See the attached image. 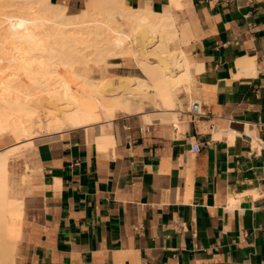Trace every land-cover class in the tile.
I'll return each mask as SVG.
<instances>
[{"label": "crops", "instance_id": "obj_1", "mask_svg": "<svg viewBox=\"0 0 264 264\" xmlns=\"http://www.w3.org/2000/svg\"><path fill=\"white\" fill-rule=\"evenodd\" d=\"M124 1L159 10L168 0ZM181 3L193 36L178 46L204 115L184 100L169 122L112 128L127 117L116 115L103 147L99 128L79 127L17 150L13 264H264V0ZM16 143L3 136L0 151Z\"/></svg>", "mask_w": 264, "mask_h": 264}, {"label": "bare ground", "instance_id": "obj_2", "mask_svg": "<svg viewBox=\"0 0 264 264\" xmlns=\"http://www.w3.org/2000/svg\"><path fill=\"white\" fill-rule=\"evenodd\" d=\"M85 1L71 14L52 0H0V138L17 142L0 151V264L14 263L20 233L22 199L7 180L20 146L33 145L35 134L97 127L103 147L117 113L169 122L179 93L189 92L191 65L178 46L189 30L173 13L181 0L159 10ZM117 58L132 60L142 75H104Z\"/></svg>", "mask_w": 264, "mask_h": 264}, {"label": "rangeland", "instance_id": "obj_3", "mask_svg": "<svg viewBox=\"0 0 264 264\" xmlns=\"http://www.w3.org/2000/svg\"><path fill=\"white\" fill-rule=\"evenodd\" d=\"M53 1V0H52ZM53 2H57V3H60V4H63V5H66L67 6V12L68 13H78V12H81V10L84 8V6L86 5V1L85 0H82L81 1V4L78 6V7H75V8H68V5H67V2L66 1H63V0H56V1H53ZM182 6V3L178 4L177 7H174V11L173 13L176 15L177 17V22L178 24H183L184 22L187 23V26H188V29L190 30V32L192 33V29H193V26L192 24L190 23L189 20L185 19L182 17V15H180V13H178V9H180V7ZM192 36H193V33H192ZM191 36V38H192ZM187 49V48H186ZM110 62H113V65H109L107 67V71H104L103 74L106 76H118V75H128V74H136V75H142V72L134 65V62L130 59H120V58H117V59H112L110 60ZM115 63V64H114ZM99 75V74H98ZM180 99V100H179ZM193 99V97L191 98L190 94H186L184 91L181 90V92L179 93L178 95V102H179V107H177V110L178 111H181L183 109H185V106L183 104V101L186 100L187 102H190L191 100ZM116 115H121L120 113H117ZM122 119H129V120H139L140 122L142 123H147L146 121H149V122H155L151 119H153L152 117H150L149 114H142V115H133V116H127V117H124L122 116L121 118L118 117L117 119L114 120V124L112 126L115 127V124H117L119 121H121ZM174 120V119H173ZM35 138L34 139H39V138H42L44 137L46 134H35ZM7 138V140L9 141H13L14 139L10 136V135H7L5 136ZM33 139V141H34ZM16 141V140H15ZM25 149V146L23 147H19L17 150V154L16 155H21L23 150ZM15 152V153H16ZM15 153L11 156H15ZM19 182H21V185L24 186L25 183L27 182L26 180V176L23 175L21 176ZM13 195V194H11Z\"/></svg>", "mask_w": 264, "mask_h": 264}, {"label": "built area", "instance_id": "obj_4", "mask_svg": "<svg viewBox=\"0 0 264 264\" xmlns=\"http://www.w3.org/2000/svg\"><path fill=\"white\" fill-rule=\"evenodd\" d=\"M187 111L191 114V115H204V111L202 109L201 103L199 102V100H192L188 106ZM199 148L197 143H193L191 145V150H193L194 152L197 151Z\"/></svg>", "mask_w": 264, "mask_h": 264}]
</instances>
